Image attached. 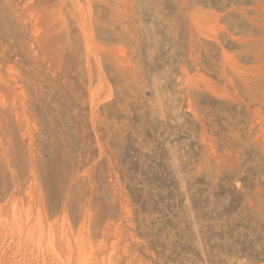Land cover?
Segmentation results:
<instances>
[{"label":"rangeland","instance_id":"1","mask_svg":"<svg viewBox=\"0 0 264 264\" xmlns=\"http://www.w3.org/2000/svg\"><path fill=\"white\" fill-rule=\"evenodd\" d=\"M44 1L17 19L0 0V264L26 256L11 202L57 250L81 229L84 263L264 264V118L241 74L264 0Z\"/></svg>","mask_w":264,"mask_h":264},{"label":"bare ground","instance_id":"2","mask_svg":"<svg viewBox=\"0 0 264 264\" xmlns=\"http://www.w3.org/2000/svg\"><path fill=\"white\" fill-rule=\"evenodd\" d=\"M4 1V3H7L9 6H11L10 7V11L12 10L13 11V13L15 14V18L17 17V19L19 18V19H21V17H49L47 14L45 15V14H42L43 13V9H42V6L44 5L43 3L45 2L44 0H3ZM14 1L16 2V4H13L14 3ZM65 4V0H61V4H60V8H59V11L62 9V6ZM6 6V5H5ZM8 8V7H7ZM50 13V12H49ZM52 17V16H51ZM29 19V18H28ZM31 19H29V21H30ZM22 21V20H21ZM32 21L34 22V20L32 19ZM32 22V23H33ZM35 23V22H34ZM20 24V23H19ZM26 24V23H25ZM28 25H30V24H28ZM26 26V25H25ZM32 27H33V25H32ZM26 28V27H25ZM37 28V27H36ZM35 28V29H36ZM48 29V28H47ZM34 31V32H33ZM32 32L34 33V34H36L37 33V30H33ZM31 32V31H30ZM49 33V32H48ZM35 38H36V36H34ZM34 37H33V39H34ZM32 38V37H31ZM31 40L32 42L30 43L31 44V46H33V41H34V43L35 42H37L36 41V39L35 40ZM47 43V42H46ZM46 43L44 44V46L46 45ZM20 44V43H19ZM42 44V43H41ZM35 45V44H34ZM43 46V45H42ZM34 47V46H33ZM37 47H39L38 45H37ZM44 49V48H43ZM6 50H8V49H6ZM29 50V49H28ZM3 51V50H2ZM40 51V50H39ZM38 51V52H39ZM35 52V51H34ZM256 62H257V65H256V69L255 68H251V70H253L254 69V71H253V73H249L248 71H246V69H243L242 70V72H241V74H244L243 76H246L245 78H248V79H254V78H256L257 79V84H256V86H255V89H253L255 92L254 93H250L249 95V98H250V105L254 108V111L252 112V114H254V112H255V114H257V115H259V116H262L263 118H264V47H263V49H262V51L260 52V54H259V56H258V58L256 59ZM236 66V65H235ZM244 68V67H243ZM238 69H240L239 67H238ZM237 69V70H238ZM233 70H235V68H232V71ZM231 72V71H230ZM239 72V71H238ZM240 73V72H239ZM10 74V73H9ZM6 77V76H5ZM5 77L3 78L2 76H0V90L1 89H7L8 91H13V89L11 88V85H10V81H11V79H10V81L9 80H6L5 79ZM242 80H243V78H242ZM250 81H252V80H250ZM254 81H256V80H254ZM18 82V81H17ZM243 82H245L244 80H243ZM15 83H16V81H15ZM247 83H248V81H247ZM254 83V82H253ZM233 84V83H232ZM246 84V83H245ZM249 84V83H248ZM247 84V85H248ZM15 85V84H14ZM16 85H18V84H16ZM242 85V84H241ZM247 85H245V86H247ZM241 88H242V86H241ZM15 89V88H14ZM234 90V89H233ZM16 91V90H15ZM252 91V90H251ZM14 92V91H13ZM13 92H11V93H13ZM17 92V91H16ZM250 92V91H249ZM9 93V92H8ZM16 93H14L13 95H15ZM3 95V94H2ZM8 96V98H10L9 96H12V94L11 95H7ZM17 97H18V95H16ZM1 98V97H0ZM14 98V97H13ZM2 101V100H1ZM7 101V100H6ZM19 102V106H21V102L20 101H18ZM6 103V102H5ZM3 104V103H2ZM11 104H12V106L15 108L16 107V111H17V106H16V101H15V99H13L12 100V102H11ZM9 108H10V106H9ZM20 108V107H19ZM10 110V109H9ZM15 110V109H14ZM9 113V112H8ZM15 113L16 112H14V116H15ZM17 115H18V111H17ZM20 115V114H19ZM1 116H3V115H1L0 114V117ZM9 116V115H8ZM4 118V117H3ZM2 120V119H1ZM4 120V119H3ZM10 120V119H9ZM16 120V119H15ZM19 120V118L17 117V120L16 121H18ZM3 122V121H2ZM6 125V124H5ZM18 125V124H17ZM2 127V126H1ZM15 127V126H14ZM3 129V128H2ZM5 133V132H4ZM8 136V135H7ZM5 137V136H4ZM4 139V138H3ZM2 141V140H1ZM7 141V140H6ZM1 149H3V148H1ZM0 149V150H1ZM3 151V150H2ZM1 155V154H0ZM1 157V156H0ZM10 198V197H9ZM11 199V198H10ZM13 199V198H12ZM11 199V200H12ZM10 201V200H9ZM13 201V200H12ZM14 203V202H13ZM9 206H12V210L10 211L11 213H12V215H10L11 216V219L13 220V222H15V223H12V221H9V223L11 222V227L9 228V230H7V237L9 238V240H11V245H13V249H17V247L18 246H20V248H19V250H21V255H26L25 256V258H23V257H21V258H23V261L22 262H20L21 264H30V263H32V262H29V263H27L26 262V260L27 259H29L28 261H30L31 259L30 258H32V257H34L33 255L30 257V255H31V253L29 252V250L32 248H30V246L31 245H33L34 243H35V245L37 244V246H38V248L40 247V243H42L43 244V246L41 245V247H42V249H41V251H44V253H45V255L42 253H40V251H39V253L37 254V255H41V257H38L37 255H35L36 257V259H35V264H86V263H88V262H85L84 263V261H85V258L89 255H85L84 253V251H85V243L83 242V239L84 238H81V232H80V230L78 229V228H76V231L75 232H77V229H78V231L79 232H77L76 233V236L75 235H73L74 237H73V240H72V235H70V238H71V240L72 241H74V243H75V248L76 249H74V250H70L69 249V238L65 235L67 232V230H66V227H65V234H64V228H62V227H60L61 229H63V231L61 230V233H60V231L58 232V235H59V243L61 244H59V248H58V250L56 249L57 247H56V244H55V239L57 238H55V231H58V230H53V226L52 225H50V224H48L47 225V228H46V230H45V232L43 231V222L41 221V218H40V214L39 213H37L38 215H36V214H34L35 215V217L37 216V218H36V220H35V222H33V224H28L26 227H22V223H21V227H20V225L18 224L19 222H17L18 221V219H20V218H22V217H20L19 218V216H21L22 214L21 213H23V211H24V209L22 210V208L21 207H18L17 206V208H15V204H13L12 205V202L10 203V205ZM8 206V207H9ZM1 207V206H0ZM7 208V207H6ZM1 209V208H0ZM5 209V208H4ZM8 209V208H7ZM6 209V210H7ZM16 209V210H15ZM29 209L30 208H28V211L27 210H25L24 211V213L23 214H25V216L27 217V215L29 214ZM9 210V209H8ZM8 210H7V212H8ZM22 211V212H21ZM38 212H39V209L37 210ZM36 211V212H37ZM3 213V212H2ZM4 213H5V211H4ZM10 213V214H11ZM35 213V212H34ZM21 214V215H20ZM31 214V213H30ZM0 215H1V213H0ZM4 215V214H3ZM7 215V214H6ZM12 216H13V218H12ZM5 217V216H4ZM4 217H2V218H4ZM30 217V216H29ZM34 217V216H33ZM6 218H10L9 216L8 217H6ZM23 218H25V217H23ZM31 218V217H30ZM27 219H28V217H27ZM43 219V218H42ZM62 219V218H61ZM0 220H1V218H0ZM5 220V219H4ZM3 220V221H4ZM24 220H26V219H24ZM91 220V219H90ZM2 221V220H1ZM3 221H2V223H3ZM6 221H7V219H6ZM59 221V220H58ZM27 222V221H26ZM62 222V221H61ZM1 223V222H0ZM17 223V225H19V226H17V225H15ZM25 223V222H24ZM56 223V222H55ZM14 224V225H13ZM59 224V223H58ZM61 224V223H60ZM9 225V224H8ZM24 225V224H23ZM62 225H63V223H62ZM25 226V225H24ZM60 226V225H59ZM86 226H87V223H86ZM86 226H85V230H86ZM96 226V225H95ZM100 226V225H99ZM4 227H6L5 225H4ZM16 227V228H15ZM58 227V226H57ZM82 227V226H81ZM7 228V227H6ZM54 228H55V225H54ZM59 228V227H58ZM88 229V228H87ZM90 230H92V229H90ZM3 231V230H2ZM1 231V232H2ZM82 231V230H81ZM103 231V230H102ZM4 232H6L5 230H4ZM70 232L71 233H69V234H72L73 232H72V230H70ZM86 232H89V230L88 231H85V234H87L86 236L87 237H89L88 236V233H86ZM60 233V234H59ZM3 234H5V233H3ZM2 234V235H3ZM75 234V233H74ZM2 235H0L1 236V238H2ZM90 235V234H89ZM5 236V235H4ZM23 236V238H21ZM69 236V235H68ZM103 236V235H102ZM94 237V236H93ZM92 237V238H93ZM104 237V236H103ZM95 238H97L96 237V235H95ZM91 239V238H90ZM45 241V242H44ZM84 241H85V239H84ZM87 241H88V238H87ZM95 241V240H94ZM102 242V241H101ZM100 242V243H101ZM1 243V242H0ZM91 243V242H90ZM96 243V242H95ZM87 244V243H86ZM103 244H104V242H103ZM3 245V244H2ZM92 245V244H91ZM96 245V244H95ZM99 245V244H98ZM114 245V244H113ZM9 246V245H8ZM61 246L62 247H65V248H68L69 249V251L68 250H66V252L64 253V254H62L61 255V251L60 250H62V248H61ZM72 246V245H71ZM71 246H70V248H71ZM87 246H88V244H87ZM97 246V245H96ZM101 246V245H100ZM12 247V246H11ZM15 247V248H14ZM36 247V246H35ZM40 247V248H41ZM93 247V246H92ZM95 247V246H94ZM34 248V247H33ZM32 248V249H33ZM37 248V247H36ZM38 248H37V250H38ZM39 248V249H40ZM87 248V247H86ZM15 249V250H16ZM35 249V248H34ZM102 249V248H101ZM112 249V248H111ZM110 249V250H111ZM7 250V249H6ZM11 248H10V250H8V252L10 251L11 252ZM87 250V249H86ZM96 250V249H95ZM98 250H100V249H98ZM14 251V250H13ZM33 251H36V250H33ZM108 251V250H107ZM6 252V251H5ZM16 252V251H15ZM84 252V253H83ZM88 252V251H87ZM111 252V251H110ZM26 253V254H25ZM112 254H113V251L111 252ZM32 254H34V252L32 253ZM93 254V253H92ZM109 254V253H108ZM108 254L106 255V257L108 256ZM100 255V254H99ZM10 256V255H9ZM13 256V255H12ZM29 256V257H28ZM63 256V258H61ZM85 256V257H84ZM112 256V255H111ZM110 256V257H111ZM11 257V256H10ZM116 257H118V256H116ZM88 258V257H87ZM100 258V259H99ZM98 259H99V261L97 260V259H95L93 262H90V263H88V264H112V260H111V258H109V259H107V258H105V259H107V260H104V259H101V258H103V256L102 257H99ZM10 259H13V257L12 258H10ZM20 259V258H19ZM93 259V258H92ZM116 259H118V258H116ZM17 260V259H16ZM115 260V259H114ZM114 260H113V264L114 263H116V262H114ZM121 260V259H120ZM119 259H118V261H120ZM19 261V260H18ZM31 261H33V260H31ZM55 261H57V262H55ZM88 261V260H87ZM116 261V260H115ZM34 262H33V264H34ZM121 262V261H120ZM118 263V262H117ZM122 263V262H121Z\"/></svg>","mask_w":264,"mask_h":264}]
</instances>
